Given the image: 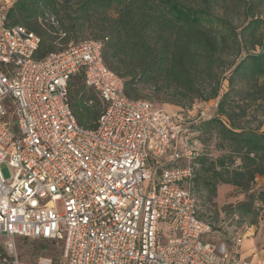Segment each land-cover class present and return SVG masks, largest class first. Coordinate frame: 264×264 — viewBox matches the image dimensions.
<instances>
[{
	"label": "built area",
	"instance_id": "2783aa9c",
	"mask_svg": "<svg viewBox=\"0 0 264 264\" xmlns=\"http://www.w3.org/2000/svg\"><path fill=\"white\" fill-rule=\"evenodd\" d=\"M13 2L0 0V264H264L241 256L245 233L232 246L209 240L212 224L183 185L201 152L185 138L205 106L191 117L127 97L100 40L37 60L39 36L4 24ZM80 70L106 104L95 129L71 109ZM18 236L62 243V257L26 262Z\"/></svg>",
	"mask_w": 264,
	"mask_h": 264
},
{
	"label": "trees",
	"instance_id": "16d2710c",
	"mask_svg": "<svg viewBox=\"0 0 264 264\" xmlns=\"http://www.w3.org/2000/svg\"><path fill=\"white\" fill-rule=\"evenodd\" d=\"M240 3L247 21L240 30L214 0H14L4 24L39 36L37 60L71 44L103 41V61L131 99L186 113L215 98L212 114L191 123L188 132L198 139L215 136L220 154L201 151L183 185L193 193L204 184L213 194L220 183L236 186L247 196L238 205L242 214L256 199L264 203V190L250 192L257 176H264V119L257 127L242 120L252 106L264 115V0ZM68 91L78 124L95 129L106 104L86 84L83 70L70 78Z\"/></svg>",
	"mask_w": 264,
	"mask_h": 264
},
{
	"label": "rangeland",
	"instance_id": "374dc122",
	"mask_svg": "<svg viewBox=\"0 0 264 264\" xmlns=\"http://www.w3.org/2000/svg\"><path fill=\"white\" fill-rule=\"evenodd\" d=\"M214 7L219 12L226 11L232 18L235 25L241 29V26L247 23L244 19V7L240 0H214ZM260 15L264 17V5L260 7ZM258 49V48H256ZM228 88V82L223 81V92ZM156 106L164 108L170 113H176V107L172 108L167 104L158 103L152 100ZM215 98L206 100L203 103L209 115L215 109ZM200 103L196 102V104ZM186 116L194 117L195 110H189L185 113ZM264 119L262 110L256 111L254 106L248 109V115L242 118L243 122L251 127H257L260 121ZM264 129V124L261 126ZM189 145H195L200 151L208 152L213 157L220 154V151L215 147L216 138L205 134L201 139L190 136L185 138ZM239 160H237V163ZM3 172L9 176V170L6 166L3 167ZM264 190V176H257L252 184L251 191L257 193ZM193 194L197 200L199 207V215L201 218L209 221L214 227V233L209 237V240L214 242H224L232 246L234 237L239 233H250L254 231V236L257 240L264 239V203L259 199L254 201L253 207L249 211H241L238 205L247 199L243 190L230 184H218L216 193L213 194L211 188L200 184L193 190ZM59 209L62 211V204L59 203ZM5 239L2 238L3 242ZM16 253L18 257L26 262L35 263L41 257H51L60 259L63 253V244L50 242L39 238L18 236L15 238Z\"/></svg>",
	"mask_w": 264,
	"mask_h": 264
},
{
	"label": "crops",
	"instance_id": "0c3cea01",
	"mask_svg": "<svg viewBox=\"0 0 264 264\" xmlns=\"http://www.w3.org/2000/svg\"><path fill=\"white\" fill-rule=\"evenodd\" d=\"M172 108L175 106L167 104ZM264 239L257 240L254 231L246 233V238L241 246V256L249 260L264 259Z\"/></svg>",
	"mask_w": 264,
	"mask_h": 264
}]
</instances>
